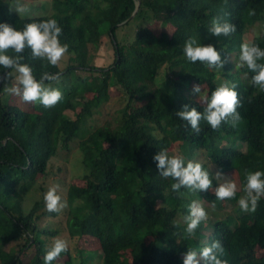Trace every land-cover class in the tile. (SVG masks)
<instances>
[{"label": "trees", "instance_id": "trees-1", "mask_svg": "<svg viewBox=\"0 0 264 264\" xmlns=\"http://www.w3.org/2000/svg\"><path fill=\"white\" fill-rule=\"evenodd\" d=\"M9 4L0 0V23L22 30L26 23L56 19L60 42L69 48L63 67L33 59L29 48L22 53L37 80L45 72L61 74L58 82L45 81L63 94L54 107L10 104L4 85L15 83V72L0 81V264H43L53 240L65 233L74 244L86 240L90 246L95 239L100 264H183L188 249L199 251L216 240L228 264H264V256L257 255L264 252V197L254 212L238 205L245 170L264 172V90L250 85L254 73L246 66L235 67L242 43L264 49V0H51L50 14L32 17L9 13ZM213 17L236 25V31L210 35ZM105 37L113 55L96 66L94 53ZM189 38L213 44L224 68L188 61L182 49ZM9 71L0 67V75ZM220 83L236 85L241 119L218 130L201 120L196 134L176 111L189 104L202 112L193 85L210 95ZM112 88L122 92L124 103L114 124L91 126L88 121ZM65 112H73L74 119ZM73 145L80 153L81 185L68 186L66 210L48 212L43 195L25 209L31 189L49 176L50 161ZM171 146L186 163L199 162L210 172L212 189L172 191L175 181L162 178L153 160ZM217 170L238 184L235 198L216 199ZM193 200L203 204L207 218L196 236L187 238L184 217ZM77 252L78 262L67 249L51 264L61 258H66L62 264H88L82 250Z\"/></svg>", "mask_w": 264, "mask_h": 264}, {"label": "clouds", "instance_id": "clouds-1", "mask_svg": "<svg viewBox=\"0 0 264 264\" xmlns=\"http://www.w3.org/2000/svg\"><path fill=\"white\" fill-rule=\"evenodd\" d=\"M9 13H28L29 8L22 0H15L9 4ZM250 15H255L252 10ZM236 31V25L229 21H221L219 17H213L207 32L215 37H228ZM62 35V28L56 19H48L40 22L26 23L22 30H17L11 24L0 23V67L11 70L0 75V81H8L15 72V83L11 86L4 85V91L22 97L24 102H39L45 108L54 107L63 99L62 92L48 82H58L60 73H42L39 80L33 75L32 68L23 63V51L31 49L32 58L46 60L50 65L57 66L64 55L68 52V44L61 43L59 37ZM12 51L15 55H8ZM183 54L192 63L200 62L209 69L222 70L226 61L222 59L220 51L209 44H201L194 38H189L183 45ZM264 49L255 43H242L240 46L239 63L235 67L246 66L254 75L249 81L250 85L258 86L264 90ZM236 85L229 86L228 83H220L211 94H201L200 84H194L192 94L199 98L204 106L203 111H198L189 104L182 105L176 111L177 117L186 121L194 133L201 132L200 122L206 121L212 130H218L222 123H231L235 126L241 119L238 107L241 102L235 90ZM156 168L162 178H171L175 182L171 189L177 195H183L181 189L185 188L191 192H207L213 188V176L201 163L189 160L187 163L179 155H169L167 151L160 150L153 156ZM217 186L215 197L218 200L233 199L236 196L237 186L231 179H223V172L217 170L215 173ZM246 186L244 195L238 200L242 212H254L261 197H264V172L245 170ZM45 207L48 212H60L67 205L62 201L57 192V187H50L43 196ZM207 218L203 204L193 200L188 205V214L184 217L186 229L183 233L187 238H194L200 223ZM67 243L61 238H55L51 246L46 250L43 264H51L62 252L67 251ZM183 264H228L227 260L221 259L224 255V248L219 240L213 241L199 249H188L183 253Z\"/></svg>", "mask_w": 264, "mask_h": 264}, {"label": "rangeland", "instance_id": "rangeland-1", "mask_svg": "<svg viewBox=\"0 0 264 264\" xmlns=\"http://www.w3.org/2000/svg\"><path fill=\"white\" fill-rule=\"evenodd\" d=\"M11 4L15 3V0H10ZM24 4H26L29 8V12L24 14L21 13L19 15L21 16H41L45 14L51 13V0H22ZM129 32L130 29L128 28ZM127 32V30H125ZM92 49V48H90ZM95 56L96 59L94 61V64L96 66H100L103 62L108 61L112 55V46L111 42L108 37H105L101 39V45L95 50ZM68 56L65 54L62 60L59 62V66L63 67L65 65V62L67 61ZM161 72V71H160ZM159 72V73H160ZM165 74L160 73L159 78H164ZM10 86L14 83H8ZM181 86H184V88H188L186 84L181 82ZM202 89V88H201ZM7 93V92H6ZM122 92L119 91L117 88H112L110 90V98L106 103H104L96 113L92 116V118L88 121V123L91 126H101L105 122H110L112 125L114 124V121L117 117V110L120 109L124 103L122 101ZM7 101L10 104H16L21 109L25 108V104L27 102H24L22 97L15 96L12 94L7 93ZM66 115L74 119L73 112H65ZM167 153L171 155H178L177 149L175 146H171L170 149L167 150ZM82 174V169L80 165V153L78 150V147L76 145H73V147L70 148V150L67 153L60 154L57 157H54L50 161V174L49 176L44 179V182H40L36 185H34L33 189H31L30 193L27 195L25 202H24V208L28 209L31 204L34 202V200H37L40 198V196H44L46 191L53 186L57 187V192L61 196L62 201L66 203V191L70 184H76L78 186L81 185V181L79 179V176ZM38 186H40L38 188ZM238 189V184H236ZM231 205H233L231 203ZM67 207H65L61 213H63L66 210ZM228 212V211H226ZM226 214H222V217H224ZM61 218V216H60ZM59 218V219H60ZM65 217H62L63 219ZM61 239L65 240L67 243V249L71 253V255L74 257L75 262H78L79 259H81L78 256L77 250H82V257L88 264H100L99 260V254L101 253L99 243L92 239L90 246H88L87 241L82 240L74 244L73 240H69V237L67 233L64 234V236L60 237ZM83 251H92L95 254L91 252H85ZM32 253H26V258L30 257ZM257 255L264 256L263 251H258ZM66 258H61L58 260V264H62L63 261ZM57 264V263H56Z\"/></svg>", "mask_w": 264, "mask_h": 264}, {"label": "water", "instance_id": "water-1", "mask_svg": "<svg viewBox=\"0 0 264 264\" xmlns=\"http://www.w3.org/2000/svg\"><path fill=\"white\" fill-rule=\"evenodd\" d=\"M138 6H139V2L136 3L135 10H134V12L132 13L131 17L137 12V10H138Z\"/></svg>", "mask_w": 264, "mask_h": 264}]
</instances>
